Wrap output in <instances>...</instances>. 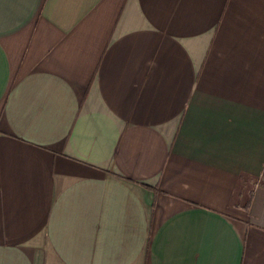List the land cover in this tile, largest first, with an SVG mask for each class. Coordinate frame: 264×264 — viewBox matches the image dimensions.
<instances>
[{"label":"crops","instance_id":"0c3cea01","mask_svg":"<svg viewBox=\"0 0 264 264\" xmlns=\"http://www.w3.org/2000/svg\"><path fill=\"white\" fill-rule=\"evenodd\" d=\"M0 264H264V0H0Z\"/></svg>","mask_w":264,"mask_h":264}]
</instances>
